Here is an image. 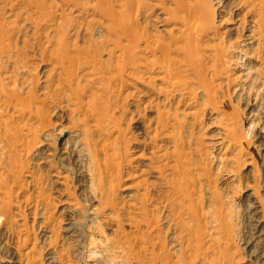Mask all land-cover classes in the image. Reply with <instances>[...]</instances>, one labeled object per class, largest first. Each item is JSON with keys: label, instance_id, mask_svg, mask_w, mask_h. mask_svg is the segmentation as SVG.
I'll list each match as a JSON object with an SVG mask.
<instances>
[{"label": "bare ground", "instance_id": "6f19581e", "mask_svg": "<svg viewBox=\"0 0 264 264\" xmlns=\"http://www.w3.org/2000/svg\"><path fill=\"white\" fill-rule=\"evenodd\" d=\"M65 1L67 0H63L64 5L73 3ZM149 1L87 0L82 6L73 3L68 9L69 12L74 10L77 13L76 17L83 16V21L95 24L102 31L101 39H91L89 43L83 45L71 40L69 34L67 35V28L61 35V32H58V29L61 30V24L55 32H49V29H46L39 33V27H44L49 14L44 7L32 1L30 10L24 13L23 22L35 28L36 31L31 33V36H34L31 42L22 39L23 48L22 46L20 48L24 51L25 46H30L33 52L32 57L36 54L41 59V63L46 62L49 65L47 75L44 77L46 79L44 93L39 96L35 91L39 82L38 73L31 75L30 82H26L27 85L25 80L19 82L17 79L19 68L25 70L26 65L29 66L31 62L19 58L21 56L19 54L22 53L18 51L21 49H18L14 41L18 36H11L0 23V127H3L0 151V229L13 223L10 215L11 206H14L13 188L17 186L21 190L25 186L21 180L25 168L23 161L37 153V148L42 146L44 137L48 135L47 132L52 126L44 108L48 105L52 107L58 105L61 108L60 99L64 97H67L68 102L75 99L73 113L81 109L84 111L82 118L78 117V119L85 120L87 116L92 117L95 129H100V123H111L116 130L119 122L116 114L118 105L109 97V91L113 90L112 86L117 83L120 89L125 86L123 74L129 70L131 79L141 87L140 91L135 90L137 95L146 97L145 103L139 107L143 111L147 107L155 109L156 123L151 130L150 125H147L144 128L147 139L138 141L129 133L130 123L134 119L130 117L126 119L129 122H127L126 130L119 132L121 135L119 144L111 140L114 131H110L101 147L95 146L92 149L88 146L86 160L91 166V178L96 186V192L100 194V199L96 201L98 204L96 210L111 213L99 219L89 210L82 211L79 216H72L65 229L66 237L76 236L84 240L87 238L85 233L91 235V232L99 231L104 225V227H111L108 230H111L112 234L124 235L126 239H129L128 243L124 244L130 246L132 257L138 261L137 264H234L228 252L236 235L228 221L227 213L230 208L224 207L216 191L211 193V200L206 203L208 205L204 203L205 192L210 189L213 182L209 175L208 153L203 152L201 143L196 145L191 141L186 142L185 137L177 132V129H183V124L177 122L175 116L170 118L168 114L170 106L168 108L164 106L175 99L176 106L171 107L173 113L176 112L180 102L183 111L184 109L191 111L198 103L197 89L192 88V85L196 83L189 79L190 77L194 80L196 77L201 79L205 91L204 102L221 120L219 141L221 150L226 155L219 157L215 172L225 171L221 168L227 163L235 165V173H227V175L231 174L233 181L239 178L248 167H251V170L246 171L244 175L256 172L255 155L250 154L252 148L248 149L250 147L247 141L251 126L246 133L242 129L239 114L236 116L218 95L219 90L222 89V80L219 79L223 76L228 90L230 86H234L232 94L239 91L235 87L237 77L234 78L235 76L230 75L228 71L231 61L228 58L226 60L228 55L226 49L238 51L239 47L235 46L241 36L237 35V39L225 45L224 37L215 24L219 8L225 13L222 3L215 4L213 0ZM235 1L238 9L246 11L240 18L242 23L244 24L245 16L250 15L252 18L251 27L248 29L249 36L246 39L257 44V48L254 52L251 51L250 56L258 65L255 68L254 80L251 79L253 77L250 78L251 82L253 81L252 84L250 83V90L257 86L258 90L263 89L264 0ZM6 5L4 4L1 9H4ZM143 11L146 13L142 16ZM157 11L162 18L154 20ZM21 17V13L16 15L18 19ZM227 22L229 21L224 20L221 24ZM170 23L174 24L173 28L165 32L164 38L155 26ZM89 29L87 28V31ZM243 30L244 28L240 31ZM40 34L43 37L42 41L39 40ZM234 42H236L235 45ZM102 56L106 58L102 59ZM25 58H27L26 54ZM205 62H207L206 65H204ZM34 66L37 67L36 64ZM13 67H16L14 73L17 72L15 73L17 75L15 76L10 75L11 71H9V68ZM145 74L148 75L144 76ZM94 81L97 83L93 90L86 95L88 84ZM238 86L240 88V85ZM101 88H106L105 94L97 93V90ZM228 96L229 94L226 93L227 98ZM128 97L125 95L120 104L123 105ZM177 97L178 101H176ZM135 109L140 108L137 106ZM120 110V115L123 116L126 110L121 105ZM14 115L27 116L26 124L22 127L9 126L17 123ZM183 115L189 116L194 122L200 117V114L193 111ZM28 122L31 124L28 125ZM176 124L177 128L174 127ZM126 133L129 137H126ZM94 144L97 145L96 142ZM137 148L140 151L131 156L130 150ZM53 150L56 151V148ZM259 155L256 156L259 157ZM47 156L50 157L51 154ZM262 156L264 157V154ZM60 157L61 155L57 160ZM263 164L264 162L261 163L259 170L264 178ZM60 169L56 170L53 176L67 183L68 171L60 173ZM124 178L133 180L134 184L132 186L122 184ZM261 185L264 186V183ZM258 187L257 182L256 189L251 190L248 195L247 209L249 213H252L249 215L255 216L253 227L258 241L264 242V238L260 239L264 236V203L262 202L264 195L258 197ZM131 189H134L132 194H123ZM67 190L66 187L65 191ZM251 198H255V201L253 202ZM70 203L65 201L63 204L72 209L81 207V205ZM18 213L22 217L23 213L21 214L20 210ZM83 219L84 225L81 224ZM162 221L166 222L167 228H161ZM169 229L175 231L173 241L176 244V250L173 253L165 244L164 234ZM5 232L7 234V236L3 234L6 236L5 239L3 238L5 244L14 243L17 264H30L32 261L29 262L28 251H22L27 240L22 236L13 238L11 226L7 225ZM1 236L0 242H3ZM7 237L10 239L9 242L6 240ZM91 239L87 238L89 242ZM56 252L48 254L46 260L48 264H54L58 260L59 256ZM89 252H93L95 256L97 254L96 251ZM256 262V264H264V249Z\"/></svg>", "mask_w": 264, "mask_h": 264}, {"label": "rangeland", "instance_id": "374dc122", "mask_svg": "<svg viewBox=\"0 0 264 264\" xmlns=\"http://www.w3.org/2000/svg\"><path fill=\"white\" fill-rule=\"evenodd\" d=\"M32 1H36L44 7L46 13L49 14V19L44 27H39V33L46 29H49V32H55V29L60 28L58 26L61 24V30L58 29V32H61L62 35L64 30L68 29L67 35L69 34L71 40L77 41L80 45L89 43L91 39H101L100 36L102 31L99 27L95 26V24L83 21V16L76 17L77 13L74 10L72 12L68 11V9L72 7L71 5H73V3L82 6L86 4L87 0L65 1L73 2L70 5H64L63 0H0V23L2 24L3 29L10 33L11 36H18L15 38L16 40H13L15 41V45H18L19 50L23 48L21 45L22 39H24V41L31 42L34 37L31 36V33L36 31L35 28L29 24H24L23 22L24 13L27 12L28 9L30 10V3ZM213 1L215 4L222 3V8L225 11V13L221 12L222 9L219 8V12L217 14L218 17L215 18V24L218 26L220 34L222 33V37H224L225 45L234 41V39H237L238 36H241V39L237 40L238 44L235 46L239 47L238 51H231L228 48L226 49V52L228 53V55H226V60L228 58L231 61L228 66V71L230 75H233V77L235 76L234 78L237 77L236 79L238 81H236L237 85L235 84V87H237V90L239 91L232 94L234 86H230L229 91L223 76L219 80H222L221 85L224 86V88L221 86L222 89L220 90L222 92L219 90L218 95L221 96V100L223 99V101L226 102L228 108L231 109L236 116L239 114L238 118L241 119L242 129L246 131V133L251 126L247 135V141L249 142L250 147L248 149L252 148L250 150L251 152L249 151L250 154L252 156L255 155L254 158L257 166L256 172L253 171L244 175L246 171L251 170V167H248V169L243 171L241 173L242 175L240 174L239 178L234 181L231 179V174L227 175V173H235L236 168L232 163H227L223 166V168H221L225 171L221 170V173L215 172L219 157L226 155L223 154L224 152L221 150L222 146L219 141L221 138L219 135L221 120H219L217 115L211 110V107L209 108L208 104L204 102L203 95H205V91L201 83V79L198 77H196L195 80L193 77H190L189 79L193 80V82L197 84L192 85L193 89H197L196 100L198 104L197 106L196 104L194 105V110L191 109V111H188L184 109L183 111L180 102L177 105L176 112L173 113L171 111V107L176 106L175 99L164 107L168 108V106H170V112L168 113L170 118H174L172 116H175L176 121L178 120L177 122L183 124V129H177V132L181 133L182 137H185L184 139L186 142L191 141L192 144L196 145H200L199 143H201L203 152L207 151L206 153H208L207 159L210 163L209 175L211 182L213 181L214 183L212 182L210 189L205 192L204 203L205 205H208L206 203H209L211 200V193L216 191L215 193L220 200H222L225 205L224 207H228V209L230 208L227 213L229 216L228 221L236 235L234 236L232 244L229 246L228 252H230L229 255L234 260V264H256V260L264 249V242L258 241L257 239V234H255L253 227L255 216L249 215L252 213H249L247 205L249 204L248 195L251 193V190L256 189L257 182L259 184V187L257 188L258 197H262L264 195V186L261 185L264 183V178L261 170H259L261 163L264 162V157L262 156L264 154V88H259V90L261 89L259 91L257 86L255 89L250 90V83H253V81L251 82V79L254 80L256 74L255 68L258 66L255 63V59L250 56L251 53L255 51L254 49L257 48V44L252 40L246 39L247 36H249L248 29L251 27L252 18L250 15H247L245 16L244 24L242 23L240 18L246 11L238 9L236 7L237 4H235V0ZM149 2H152V0ZM4 4H9V6L6 5L4 9H1ZM224 7L227 8L225 9ZM19 13L22 14V17L18 19L16 18V15ZM145 13L146 12L143 11L142 16ZM150 18L152 19V16ZM156 18H162L158 15V11L153 19L155 20ZM222 20H228L231 23L228 24L229 22H227L226 24H221L223 22ZM62 21H66V23H68L65 24ZM13 25L15 26L12 27ZM161 25L162 24H156L155 28L157 31H160V35L165 38V32H167L170 28H173L174 24L170 23ZM86 27L90 29L87 31ZM69 28L71 30H69ZM243 28L244 30L241 32L240 30ZM41 35L42 34H40L41 38H39V40L41 39L42 41L43 37ZM235 43L236 42L233 44L235 45ZM245 45L249 46L246 47ZM25 47L24 51L23 49L18 51L22 54L26 52L23 55L19 54L22 56H19V58L23 60L26 59V61L31 63L29 66L28 64L26 65L27 68L25 70H20L21 68H19V76L17 79H19V82L25 80V83H28L31 80V75L38 73L39 82L35 87V91L38 96L43 95L44 81L46 80L44 77L47 75L46 73L49 70V65L46 62L41 63V59L36 54L32 57L33 52L31 47ZM25 54L27 58H25ZM103 58L106 57L102 56V59ZM142 63L144 62L142 61ZM206 63L207 62H205L204 65H206ZM34 64H36L37 67H35ZM34 68H36V70H34ZM15 69L16 67L9 68V71H11L10 75H17L15 74L17 72L14 73ZM128 73H131V71L127 70V73L123 74V81L125 82V86L123 88L121 87L120 89V86L117 83L115 86H112L114 89L109 91V97H111V100L118 105L116 108V114L119 122L116 130H114L111 123H100V129H95L93 127L94 120L92 117L87 116L85 120L78 119V117L82 118L84 111L81 109L78 112L73 113L75 110V106L73 105L75 99L68 102L67 97H64L60 99V103L62 104L61 108L58 105L53 107L48 105V107L46 106L44 108V112L46 111L45 113L48 114V120L51 122L52 126L47 132L48 135L44 137L45 140L43 141L44 143L42 142V146L37 148V153L30 156L26 161H23L25 163V168L21 180L25 183V186L21 190L17 186L13 188L15 191L12 197L14 206L12 205L13 207L11 206L10 210L11 221L13 223L7 224L13 229V238L22 236L27 240V243L25 244L24 249L22 248V251H28L27 253L30 258L29 262L32 261L33 264H48L49 262L46 261L48 259V254L57 251L56 253L60 258L57 256L58 260H56L54 264H137L136 262L138 261L132 257L133 253L130 246L126 245L129 239H126L127 237L125 238L124 235L121 236L112 234V231L108 230V228L111 227H104L103 225L99 231L91 232V235L85 233L84 235H86L87 238H92L90 242L87 238L84 240L79 239L76 236L67 238L65 235L66 226L70 222L69 218L72 216H79L82 211L89 210L91 214L96 215V218L98 219L111 213L110 211L102 213L96 210L98 205L96 201L100 199V194L96 192V186L91 178V166L89 161L86 160L88 155V146L92 149L95 146L101 147L110 131H114L112 132L113 136L111 140L116 141L117 144H119L121 142V135L119 132L121 130L123 132L126 130L128 125V120L126 119H129L130 117L134 119L130 123L129 133H131L138 141L146 140L147 138L144 133V128L147 125H150L151 130L156 123V110L148 107L145 111L141 109L143 105L142 103H145L146 97L137 95L135 90H141L140 84L131 79ZM146 75L148 74H145L144 76ZM96 83L97 82L94 81L93 83L88 84L89 87L86 88V95L93 90ZM238 85H240V88H238ZM105 92L106 88L97 90L98 94H105ZM226 93H228L230 97L228 96L227 98ZM125 95L129 97L122 105L120 102ZM259 95L262 98H260ZM176 101H178V97L176 98ZM120 105L126 110L123 116L120 115ZM137 106L140 109H135ZM192 111L200 114V117H198L199 119L195 122L189 116L185 117L183 115L186 112ZM13 117L17 123L9 126L15 127V125H17L22 127L26 124L27 116L14 115ZM27 124L30 125L31 123L28 122ZM174 127L177 128V124L174 125ZM2 134L3 127H0V151L2 149ZM126 135V137H129L127 133ZM94 142H96L97 145H95ZM133 147L135 148V146ZM55 148L56 151L53 150ZM39 149L42 150V153H40ZM137 151H140V149H131L130 155L133 156V154ZM47 154H51V156L48 157ZM59 155H61V157L57 160ZM256 155H259V157ZM224 157L225 156H223V158ZM58 169H60V173L68 171L67 183L62 180L60 181L59 179H56V176H53ZM149 181L153 182V180ZM122 184L132 186L134 182L133 180H126V178H124ZM66 187L68 189L67 191H65ZM133 190L134 189L123 192V194H132ZM251 199L253 202L255 201V198ZM262 199V202L264 203V198ZM65 201H70V204L73 205H81V207L72 209L71 207H67L63 204ZM254 205L257 206L258 204L254 203ZM18 210L21 211V214L23 213L24 216L22 215V217H24V219L19 216L20 213H18ZM258 215L261 216L260 214ZM47 218H49V220H47ZM81 221V224L84 225L85 220L83 219ZM5 227L1 228L2 230L0 229L2 239H5L7 236ZM161 228H167L166 222L162 221ZM174 233L175 231L169 229L168 232L164 234L167 249L172 253L176 250V244L173 241ZM263 238L264 236L260 239ZM4 239L3 242H0V264H17L18 259L15 255L14 243H12V245L8 243L7 245L5 244ZM6 240L8 242L10 241L8 237ZM125 242L126 244H124ZM89 251H96V256L93 255V252ZM32 262L30 264H32Z\"/></svg>", "mask_w": 264, "mask_h": 264}]
</instances>
